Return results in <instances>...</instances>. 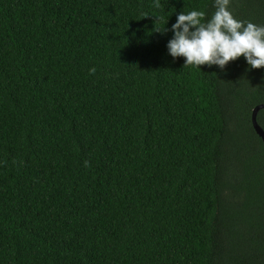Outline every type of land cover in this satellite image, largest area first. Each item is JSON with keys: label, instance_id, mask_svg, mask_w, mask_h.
<instances>
[{"label": "trees", "instance_id": "trees-1", "mask_svg": "<svg viewBox=\"0 0 264 264\" xmlns=\"http://www.w3.org/2000/svg\"><path fill=\"white\" fill-rule=\"evenodd\" d=\"M159 4L0 0V264H264V69L184 67L213 0Z\"/></svg>", "mask_w": 264, "mask_h": 264}, {"label": "clouds", "instance_id": "clouds-1", "mask_svg": "<svg viewBox=\"0 0 264 264\" xmlns=\"http://www.w3.org/2000/svg\"><path fill=\"white\" fill-rule=\"evenodd\" d=\"M230 2L213 0L215 11L207 19L204 11L195 9L177 15L167 54L174 60L184 58V67L215 66L226 73L231 62L243 57L250 69H264V25L236 19ZM154 3L160 7L159 0ZM155 30L167 31L166 27ZM94 72L95 68L90 69Z\"/></svg>", "mask_w": 264, "mask_h": 264}, {"label": "water", "instance_id": "water-1", "mask_svg": "<svg viewBox=\"0 0 264 264\" xmlns=\"http://www.w3.org/2000/svg\"><path fill=\"white\" fill-rule=\"evenodd\" d=\"M264 110V105H258L257 107H255V109L253 110V114H252V124L254 127V130L256 131V133L258 134V136L262 139V141L264 142V130L261 128V126L258 124L257 122V116L258 113Z\"/></svg>", "mask_w": 264, "mask_h": 264}]
</instances>
